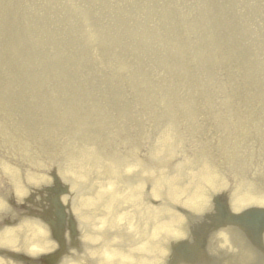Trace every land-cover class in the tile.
Segmentation results:
<instances>
[{"label":"bare ground","instance_id":"bare-ground-1","mask_svg":"<svg viewBox=\"0 0 264 264\" xmlns=\"http://www.w3.org/2000/svg\"><path fill=\"white\" fill-rule=\"evenodd\" d=\"M216 198L264 212V0H0V264H164Z\"/></svg>","mask_w":264,"mask_h":264},{"label":"rangeland","instance_id":"rangeland-1","mask_svg":"<svg viewBox=\"0 0 264 264\" xmlns=\"http://www.w3.org/2000/svg\"><path fill=\"white\" fill-rule=\"evenodd\" d=\"M55 15H53L54 17ZM102 71H97L95 73L96 80L100 76L102 77ZM83 80L85 82V75H82ZM104 80V79H103ZM93 81V79L91 80ZM17 102H20L21 105H18ZM22 102L11 99L7 105L10 109L15 112V115L20 114V110H22ZM31 104V103H30ZM55 188L46 192H43L40 198H35L33 203L24 202L21 206L15 207L10 204L8 200H5L8 205H10L13 209L18 210L17 212L30 214L32 216L39 214L38 207L41 203L40 199L43 200L49 207L47 211L48 214L54 216V211L52 209V205L56 203L59 194H64V192L60 191L58 194H54ZM38 202V203H37ZM219 198L214 199V208L211 209L212 218L198 225L193 232L186 234V238L184 242L180 245H175L172 247V250L166 255L164 259V264H186L190 260L193 262L198 261V257L200 255H204L208 258L207 264H264V240L262 239V235L264 233V212H259L254 217H245L241 221H230L227 218V210L223 205V202ZM223 205V206H222ZM10 207V208H11ZM24 217V214H22ZM61 221V220H60ZM12 225L10 221L7 223L5 221V217H0V226H10ZM62 221L58 223L57 226H62ZM220 228L224 230V232L230 235L233 239V243H231V247L234 250V253H229L228 251L223 250H213L211 248V244L213 243L212 233L215 228ZM69 241L73 244L71 247H60L57 242L54 243V248L51 253L52 256L48 255L47 257L41 258L38 256H28L19 252L4 253L7 254L6 258L10 262V264H59V260L62 258H69L70 255H73L76 251L79 252L80 247L76 243V237L71 234V227L69 226ZM59 241V240H58ZM189 245L190 248H193L195 252L192 253H184L183 247L185 245ZM58 245V246H57ZM216 249V248H214ZM240 249L239 253H236V250ZM215 253V254H214ZM185 255L183 258L182 256ZM60 258L58 261L57 257Z\"/></svg>","mask_w":264,"mask_h":264}]
</instances>
